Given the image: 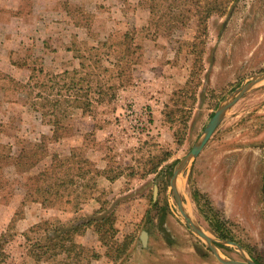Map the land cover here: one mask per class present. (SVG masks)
<instances>
[{
    "label": "rangeland",
    "instance_id": "374dc122",
    "mask_svg": "<svg viewBox=\"0 0 264 264\" xmlns=\"http://www.w3.org/2000/svg\"><path fill=\"white\" fill-rule=\"evenodd\" d=\"M153 2L0 0V151L17 154L52 137L56 113L62 124L36 166L4 162V264H225L187 226L170 183L218 106L264 71V0H235L211 16L200 63L192 52L195 22L157 29ZM74 149L124 176L70 186L52 207L27 199L29 176L53 153ZM166 153L157 171L142 175ZM179 187L204 230L222 238L209 216L231 229L240 246L218 242L225 258L264 263V78L227 110ZM110 213L113 253L128 243L122 259L106 254L96 224L69 235L70 253L31 247L47 225L53 235L60 223Z\"/></svg>",
    "mask_w": 264,
    "mask_h": 264
},
{
    "label": "trees",
    "instance_id": "16d2710c",
    "mask_svg": "<svg viewBox=\"0 0 264 264\" xmlns=\"http://www.w3.org/2000/svg\"><path fill=\"white\" fill-rule=\"evenodd\" d=\"M235 0H165L160 2H153L152 11L157 13L155 24L157 29L164 32L171 33L172 30L179 26H188L192 22L196 24V34L192 41V52L196 55L195 61L202 62L203 52L205 51V44L208 35V21L214 14H225L231 7ZM125 34L126 38L132 37ZM132 42V41H131ZM83 64V62H82ZM75 73L78 70H74ZM101 92V90H100ZM54 129L53 136H42V139L35 142L32 148L23 147L17 154L13 152L2 153L0 151V185L5 182L3 173L4 162L14 163L18 167H34L41 162L44 157L49 155V150L46 145V138L58 139L60 138V129L62 127L61 119L58 113L55 114L53 119ZM4 146H8L5 144ZM168 158L166 153L160 161L155 162L150 168H147L142 175L146 176L150 172L158 170L163 161ZM109 170L100 169L96 163L89 157L72 150L70 154L62 156L60 153L55 152L52 154V160L49 164L45 165L37 173L29 176L26 183L27 191L26 197L32 201L40 202L43 206L52 207L56 206L55 202L63 200L67 195V190L70 186H74L75 190L80 187H86L90 181L95 180L100 175H106L110 179H116L122 172L112 175ZM70 198H67V201ZM95 210L94 213L99 212ZM207 217V216H206ZM210 226L222 238L236 241L235 237L228 227L223 224L216 216H209ZM114 214L110 213L104 216L101 220L92 217L90 219H78L72 221L70 224L60 223V227L56 228V233L49 234L50 229L48 225L45 226V234L31 244V247L41 249L43 254H47L54 248H60L59 252L70 253L71 247L66 244L69 235L73 232L79 231L82 228L90 227L96 224V230L99 233L100 241L108 247L106 254L111 259H118L123 256V253L128 247L126 240L119 242L115 248L117 251L113 253V241L111 228H113ZM47 223V222H45ZM109 223V224H108ZM42 224H35L32 228L41 227ZM82 229V230H85ZM111 235V236H109ZM27 236V235H26ZM29 237V236H27ZM7 239L5 234L0 235V264L6 263L10 255L7 251ZM223 245V244H220ZM52 255V254H51ZM257 260V259H256ZM259 263L263 262L257 260Z\"/></svg>",
    "mask_w": 264,
    "mask_h": 264
},
{
    "label": "water",
    "instance_id": "95a60500",
    "mask_svg": "<svg viewBox=\"0 0 264 264\" xmlns=\"http://www.w3.org/2000/svg\"><path fill=\"white\" fill-rule=\"evenodd\" d=\"M264 78V71L256 73L251 76L250 80L242 84L232 96H229L226 100H224L218 108L215 110L213 116L211 117L208 124L205 126L202 134L197 139V141L194 143L190 151L184 155L179 162L176 164L173 175L171 178V187L173 190V193L175 195V198L178 203V208L186 221L187 226L192 230L194 233H196L198 236H200L209 246V248L214 252V254L225 264H261L258 261L246 258V259H229L225 258L220 251L218 242L220 243H232L237 244V242L232 241L230 239L225 238H216L212 236L209 232L204 230V228L196 221V219L192 216V214L188 211L182 191L179 187V178L180 175L184 172L188 164L194 160L203 150L219 124L222 122L227 110L237 101L240 97L244 95V93L259 79ZM144 238V237H143ZM240 246V245H238Z\"/></svg>",
    "mask_w": 264,
    "mask_h": 264
},
{
    "label": "crops",
    "instance_id": "0c3cea01",
    "mask_svg": "<svg viewBox=\"0 0 264 264\" xmlns=\"http://www.w3.org/2000/svg\"><path fill=\"white\" fill-rule=\"evenodd\" d=\"M16 65L19 66L18 68L20 69V71L23 70V69L26 67L24 64H19V63H17ZM13 71H16L15 73L18 72V71L16 70V68H14ZM122 176H124L123 173H122L121 175H119L116 179H113V180H112V179L108 178L106 175H103V177H104L106 180H110L111 182L118 180V179H119L120 177H122ZM119 259H122V257H120ZM112 261L114 262L115 260L112 259Z\"/></svg>",
    "mask_w": 264,
    "mask_h": 264
}]
</instances>
